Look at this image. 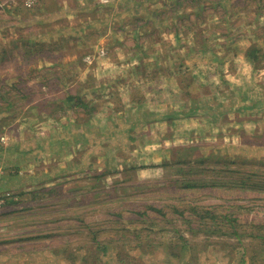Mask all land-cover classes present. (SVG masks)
Here are the masks:
<instances>
[{
  "label": "rangeland",
  "instance_id": "rangeland-1",
  "mask_svg": "<svg viewBox=\"0 0 264 264\" xmlns=\"http://www.w3.org/2000/svg\"><path fill=\"white\" fill-rule=\"evenodd\" d=\"M124 1L0 0V147H27L19 173L38 180L0 186V264H264V59L225 50H264V0H154L147 17ZM67 92L97 105L96 140L40 151L84 120L63 114ZM199 99L227 109L188 116ZM118 101L133 131L111 138Z\"/></svg>",
  "mask_w": 264,
  "mask_h": 264
},
{
  "label": "trees",
  "instance_id": "trees-1",
  "mask_svg": "<svg viewBox=\"0 0 264 264\" xmlns=\"http://www.w3.org/2000/svg\"><path fill=\"white\" fill-rule=\"evenodd\" d=\"M150 1H154V0H125L124 4H125L126 8L124 9V12H128V13L138 12V13H141L142 11H145L143 13L145 14V17H147L146 10L145 9L142 10V9L143 8L147 9L148 8L147 4ZM202 1H204V0H202ZM212 1L213 0H211V3H212ZM188 2H189V5H192L193 9L195 8L196 10H198L200 0H188ZM228 2H229L228 0H222V1H220L219 4H223L224 6H226L225 4H228ZM174 3L176 4L177 2H174ZM149 11L150 10H148V13H151ZM155 30L156 29H154V30L152 29V32H154ZM185 34H186V32H185ZM193 34H195V31H194ZM205 44H206V42L204 44H202V49H201L202 51H205L207 49L212 50V47H207ZM225 48H226L225 49L226 52L232 50L233 54L235 56L238 54L239 51L243 52V54L245 55L246 59L250 60L253 64L256 65V67H257V63L264 59V50H262V48H260V47H257L255 44L246 45V46L243 47V49L239 48V46H232V47L226 46ZM221 81L224 82V79L221 78ZM205 89L207 90L206 86H205ZM92 94H94V93L92 92ZM180 94H181L180 95L181 98H187V97L193 98V95L191 93H189V92H186V91H183V92L181 91ZM133 95H132V103L134 104V106L139 108V106L141 105L140 102H142V99H134ZM135 95H134V97H135ZM62 100H63V105L62 106L66 107L65 110L63 109L62 112H63L64 115L68 114L67 118H69L70 115H75L76 114L73 119H77L78 120V115H82L84 120L82 122L78 123V124L76 122L73 123V124H70V123L67 122V124H63L59 129H56V131L53 132L52 135H50V133H49V138L47 136V138L42 137V138H40L38 140L39 142L36 145V149H38L40 151H46V152H49V151L52 150V155L56 154V152L53 150V149H55L54 147L56 145L54 143H51V142L57 141V139L62 144H64L66 142V140H72V142H74L76 140H81L82 143H84L85 141H87L89 139L91 141H95L96 138L94 137V135H96V133H99L98 129H101L99 126L97 128H91L92 125H94V124H91V122L93 120H95V117H93L94 116L93 112H95L94 110H95V108H97V105L95 103H93L91 100H87L85 95H78V93L76 95H73V94L67 92L65 97H64V99H62ZM200 100L201 99L196 100V102L193 101L191 106H188L186 108L185 113H187L188 116L189 115H194L195 113H199L198 111L202 110L205 106H206L205 109L209 110L210 112H211V110H219L221 112L223 109H227V108L224 107V105H222V103H220V102L218 103V101H216V100H212V102L214 104H217V106L216 107H211V108L207 107L208 104H206L205 102H201ZM118 102H120V101H118ZM54 103H56V102H54ZM59 109H60V107H59ZM79 109L81 111H78ZM111 111H112V115H113V111L114 112L121 111V112H123L125 114H127V113L129 114L131 112L130 110L127 112V109L125 108V106H122L121 102H120V105H115L114 107H112ZM204 114H206V113H204ZM199 115L203 116L201 113H199ZM86 116H87V118H86ZM129 116L131 117V114ZM166 116H167V118L169 120H172L174 118V114H169L168 113ZM126 117H128V115H126ZM126 117H122V118L119 119L120 121L115 126V129L113 130V134L111 135V138H116L117 135H121V134H124L126 132L128 133L130 131H133V128H130L129 125L127 124V121H130V120H127L128 118H126ZM65 119H66V117H65ZM98 122L100 123L101 121H98ZM119 123H121V124L123 123V125L118 127ZM95 125H99L97 123V121L95 122ZM105 127H107V126L105 125L103 127V129ZM104 134H106V133H104ZM89 135H93V136L90 138V137H88ZM98 138L101 139V137H98ZM129 139H130V141H132V140H135V137H132L130 135ZM31 144L33 146V143H31ZM99 144H100V141H99ZM10 148H12L11 149L12 153L11 154H6L7 149L0 147V156L7 158L6 162H7V167L8 168H6L5 171L10 174V176H7V178H6V181H7L6 183H5V179L0 178V183L3 184V185L1 184L0 186H2V188L9 187V188H12V189H15V188L18 189L21 186H23L25 183H21L20 185H18V184L20 182H25V180H27L28 177L25 174L24 175H20L19 174L21 168H20V166L17 163V158H18L19 154L21 156H23V157L25 155H28L29 157H31V155H30V152L27 149V147L26 148H24V147L22 148L21 145L18 144V143H13L12 146L9 147L8 149H10ZM33 148H35V145H34ZM22 149H26L27 152L22 150ZM17 152L19 154H17V157H16L15 153H17ZM37 160L38 159H36V161ZM198 162H203V161L199 160ZM167 164H165V165H167ZM1 170H3V169H1ZM44 176H46V175H43V177ZM10 182H14V184H12ZM36 182H38V180L34 179V183H36ZM13 195H15V194H13ZM22 196H24V193L21 190V191L18 192V195H16L15 197L21 198ZM194 209L195 208L193 207L192 210L194 211ZM206 217H209L211 220H215V224H213V226L215 225V228L213 229V227H212V230H211V228L209 227L211 233H213V232H221V230L225 227L223 225V222L221 220L219 221L218 218L214 214H211L209 216V212L205 213V216L200 215V226L201 225L207 226L205 221L207 222L208 219ZM225 223H230V222H224V224ZM225 234L228 235L229 238L235 237L237 240L240 239V235L238 234L236 229L232 230V231H230L228 233H225ZM138 238L139 237H137V239ZM252 238L260 240L262 242V244H263L264 243V227L261 228V231L258 234L252 235ZM111 245H112L111 243H108L107 246H105L104 250H106V251L107 250H113L114 247L111 246ZM241 255L245 256V253L243 252ZM238 256H240V255H238ZM241 261L244 262L243 259H241Z\"/></svg>",
  "mask_w": 264,
  "mask_h": 264
},
{
  "label": "crops",
  "instance_id": "crops-1",
  "mask_svg": "<svg viewBox=\"0 0 264 264\" xmlns=\"http://www.w3.org/2000/svg\"><path fill=\"white\" fill-rule=\"evenodd\" d=\"M252 107V106H251ZM120 113V114H119ZM117 114H119V115H117ZM111 116L112 117H116V118H118V119H120V118H122V117H126L125 116V113H123V112H121V111H119V112H114L113 111V115H112V111L110 110V112L108 113V117H109V121H111ZM95 119H96V117H95ZM108 121V122H109ZM120 120H117L116 122L118 123ZM97 123H98V120H97ZM91 124H94L95 125V122H94V120L91 122ZM100 124H101V122H100ZM109 124L111 125V122H109ZM93 126V125H92ZM6 170V169H5ZM5 172V171H4ZM3 174V173H2ZM20 174V173H19ZM7 176H10V174L9 173H5L4 174V176H3V178L5 179V183L7 182L6 181V178H7ZM39 178H40V176H38ZM30 179V180H29ZM34 179H36V177H32V178H29L28 177V181H27V183H29V184H26V185H30L28 188H34V185H36L35 183H34ZM10 183H12V184H14V182H10ZM34 184V185H31V184ZM25 185V184H24ZM21 186L22 188H25V186ZM32 191H34V189L32 190Z\"/></svg>",
  "mask_w": 264,
  "mask_h": 264
},
{
  "label": "built area",
  "instance_id": "built-area-1",
  "mask_svg": "<svg viewBox=\"0 0 264 264\" xmlns=\"http://www.w3.org/2000/svg\"><path fill=\"white\" fill-rule=\"evenodd\" d=\"M34 0H25V5L27 7H30L33 5ZM3 140V138H1ZM1 172V171H0ZM13 194V193H12ZM7 196H9V194H7ZM15 197V196H14ZM1 202H3V198H0V206H1Z\"/></svg>",
  "mask_w": 264,
  "mask_h": 264
},
{
  "label": "clouds",
  "instance_id": "clouds-1",
  "mask_svg": "<svg viewBox=\"0 0 264 264\" xmlns=\"http://www.w3.org/2000/svg\"><path fill=\"white\" fill-rule=\"evenodd\" d=\"M1 173V172H0Z\"/></svg>",
  "mask_w": 264,
  "mask_h": 264
}]
</instances>
